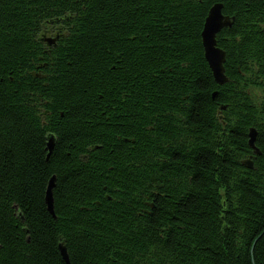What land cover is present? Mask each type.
Wrapping results in <instances>:
<instances>
[{
	"label": "trees",
	"instance_id": "16d2710c",
	"mask_svg": "<svg viewBox=\"0 0 264 264\" xmlns=\"http://www.w3.org/2000/svg\"><path fill=\"white\" fill-rule=\"evenodd\" d=\"M0 264H264V0H0Z\"/></svg>",
	"mask_w": 264,
	"mask_h": 264
},
{
	"label": "water",
	"instance_id": "95a60500",
	"mask_svg": "<svg viewBox=\"0 0 264 264\" xmlns=\"http://www.w3.org/2000/svg\"><path fill=\"white\" fill-rule=\"evenodd\" d=\"M65 18H60L56 20H52L49 23L53 22H63ZM232 25V20L228 16H224L222 14V5L215 4L213 5L205 19L203 30L201 33V41L203 47V53L205 61L207 62L210 71L212 73L214 81L218 85L225 84L227 82V78L224 73V63H225V52L217 46L216 37L224 28H229ZM44 36V35H43ZM58 35H54L53 38H42L41 41L46 43L48 47L55 44L58 39ZM255 130L251 128L249 130V141L248 145L253 150L254 156H258L259 152L255 149ZM55 143V138L53 135L47 136L46 150L50 153L53 149ZM242 165L248 169H252V160L249 158L244 161ZM54 178H51L47 184L44 202L47 206V210L52 214L53 209V197L52 190L54 187ZM59 252L64 261H67V255L65 246L63 244L59 245Z\"/></svg>",
	"mask_w": 264,
	"mask_h": 264
},
{
	"label": "rangeland",
	"instance_id": "374dc122",
	"mask_svg": "<svg viewBox=\"0 0 264 264\" xmlns=\"http://www.w3.org/2000/svg\"><path fill=\"white\" fill-rule=\"evenodd\" d=\"M54 32V30H51V33ZM46 37L48 38H52L53 37V34H51L50 36L49 35H46Z\"/></svg>",
	"mask_w": 264,
	"mask_h": 264
}]
</instances>
